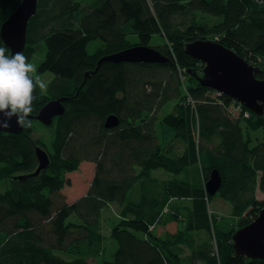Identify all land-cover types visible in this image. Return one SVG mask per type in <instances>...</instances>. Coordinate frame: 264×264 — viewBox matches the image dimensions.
<instances>
[{"label":"trees","instance_id":"1","mask_svg":"<svg viewBox=\"0 0 264 264\" xmlns=\"http://www.w3.org/2000/svg\"><path fill=\"white\" fill-rule=\"evenodd\" d=\"M19 3L0 0V25ZM154 35L164 40L156 46L168 58L166 64L102 60L133 45L152 47ZM129 36L136 37L135 43ZM26 38L23 54L31 63L38 61L43 44L37 74L52 75L47 91L37 88L34 93L30 116L49 100H67L63 115L40 126L50 132V142L32 139L38 125L23 127L17 135L0 132V182L35 171L36 145L49 158L38 176L11 180L0 192V264H264L236 256L231 242L232 234L264 208V201L255 199L256 188L264 194V140L252 145L246 134H264V112L261 117L249 113L251 118L243 123L233 121L225 110L234 115L238 103L226 95H208L210 88L189 77L186 99H194L197 108L195 142L191 127L196 122L182 99L178 77V67L186 76L189 71L194 75L191 67L201 70L184 45L203 39L258 67L256 77L264 80V70L254 63H264V1L38 0ZM0 47L9 55L1 39ZM162 70V77L155 78ZM174 97L183 102L167 124L180 147L162 148L156 115ZM111 114L119 124L107 129L104 121ZM84 162L94 164L92 181L84 196L67 203L59 193L70 186L66 175ZM197 164L202 178L190 184L177 180L175 176ZM158 169L172 179L153 178L151 172ZM213 170L221 177L216 194L231 204L233 217L239 219L229 231H213L214 244L197 242L189 234L211 233L207 206L214 196L207 195L205 201V183ZM133 188L138 195L128 199ZM184 199L189 205L181 208ZM110 205L115 208L104 216ZM180 222L185 224L182 230L177 228Z\"/></svg>","mask_w":264,"mask_h":264},{"label":"water","instance_id":"2","mask_svg":"<svg viewBox=\"0 0 264 264\" xmlns=\"http://www.w3.org/2000/svg\"><path fill=\"white\" fill-rule=\"evenodd\" d=\"M38 0H20L17 8L0 25V39L9 50V55L22 52L26 45V31L30 19L37 10ZM184 52L204 66L201 77H197L202 87H207L222 95L241 103L255 116L261 117L264 112V80L257 79L259 68L254 67L239 57L234 51L224 47L218 42L196 39L185 43ZM102 60L112 63H139V64H164L168 58L162 55L156 48L133 45L119 52L110 54ZM100 61L97 63L99 65ZM96 70V69H95ZM95 73V71L93 72ZM192 73V72H188ZM89 73H85V78ZM67 98L60 97L46 102L35 116H30L44 126L52 124L53 119L63 115ZM9 127L0 128V132L20 134L23 127L18 126L16 117L8 121ZM119 124L118 118L108 115L104 121V127L115 128ZM37 166L35 171L14 177V180H22L27 177H36L49 166V158L46 151L36 146L34 148ZM221 186V177L217 170L210 172L205 184V191L214 196ZM233 251L236 256H243L252 260L264 262V208L255 219L238 230L231 236Z\"/></svg>","mask_w":264,"mask_h":264},{"label":"rangeland","instance_id":"3","mask_svg":"<svg viewBox=\"0 0 264 264\" xmlns=\"http://www.w3.org/2000/svg\"><path fill=\"white\" fill-rule=\"evenodd\" d=\"M206 16H208V15H206ZM208 17L213 19L214 23L220 21V19L217 18V17H215V18L211 17V16H208ZM201 18H203L205 20V17L200 15L199 19H201ZM129 39L133 43H135L134 40H136V37L135 36H129ZM163 43H164V40L162 39L161 36L154 35L152 37V39H151L150 45L152 47H154V48H157L158 46H156V45H159V44L162 45ZM40 44L42 45V51L38 55V61L37 62H32V63H34L37 66V69H38V65L40 64L41 61H43V58H44L43 44L42 43H40ZM36 57H37V55L35 56V58ZM164 64H166V63H164ZM201 65H202V68H203L204 65L202 63H201ZM202 68H201V70H202ZM189 69L194 70V75H191L190 73H187L188 76H186V70L183 69V68L178 67V77H179V81H180V85H181V90H182V93H183V98L182 99L185 101V103H189V101L186 99V97L188 95L187 91L189 90V87L191 85L190 83L192 82L191 79H194L196 81V83L198 85H200L196 78L197 77H201V75H202L201 74V70L200 71H195V67H191ZM153 70H155V69H153ZM160 70L161 69H158V70H155L154 72L156 73V72H158ZM162 74H164L163 70H162L161 74L157 73L156 74L157 76H155V75H153V76H155V78H159V77H162L161 76ZM40 76L47 82V85L50 82V80L52 79V75L50 73H48V72L43 73ZM189 77L191 78L190 80H189ZM208 95H210L212 97H217L219 95V92H217L215 90H212V92H210ZM181 96H182V94H181ZM179 102H183V101L180 100V99L178 100L177 97L172 98L171 100H169L168 102H166L163 105V107L158 111V113L156 115L157 122L155 124V131H156L157 138H158L159 143L162 146V148H166L170 144H172L175 147H180V144H178L177 140H172L173 139V135H174V130H173L174 128L167 124L168 123V121H167L168 116L171 115V113L174 112V109H175L176 105L179 104ZM232 111H233L234 114H237L238 107H234L232 109ZM145 115L146 116L147 115L151 116L148 113H146ZM29 119H33V118L29 117ZM32 124L33 125H38L37 126L38 132H36L33 135H31L32 139L34 141H36L39 138H41V139H45L46 141L49 140V142H50V140H51L50 135H49L50 132L47 129H41V127H40V126H44V125L41 124L40 122H38L37 120H33ZM246 134L250 135L249 139L251 140L252 145H254L256 143V141H263L264 140V134H263L262 131L246 132ZM170 140H172V141L170 142ZM36 146H40L41 147V145H36ZM93 165L94 164H92V163L84 162V163H82L79 166L78 170L66 175V177L70 181V186H65L63 188V190L61 192H59V193L65 199H67L68 203H72L79 196L85 195L86 190L88 188V185L91 183L92 178H93V174H94V166ZM151 174H152L153 178L157 177V178L163 179V180L172 179L171 178L172 175L170 173L165 172L162 169H158L157 171H153V172H151ZM22 175H16V176L14 175V177L22 176ZM14 177H12V179H10V180L1 181L0 182V192H3L4 190H7L11 186V180H14L13 179ZM200 177L202 178V175H201V172H200L199 164H197V165H195L193 167L185 169L182 172L181 176H178L176 178L179 181L187 182V183L190 184V183H193V182L197 181V179L200 178ZM173 178H175V177H173ZM137 188H138V186H137ZM134 193H135V195L136 194L138 195L137 189L134 190V188H133L131 193H130V199H131V196H133ZM255 199L257 201H264V194L261 193L258 188H256V190H255ZM179 205H180L181 208L187 207L189 205V201L185 200V199L181 200ZM232 210H233L232 206L227 200L222 198L220 195H217V194L214 195V198L212 200H210V202L208 203V206H207V212H208V215H209V219H210V222L212 223L211 233L208 234V233L202 232V231H192V232H189V234L192 235L198 242H205V241L207 242V241L212 240V243L214 244L215 243V239H214L213 231H215L217 229H222V230H225V231H229L233 227H236L238 225L239 219L233 217ZM181 217L182 218L185 217L184 212H182V216ZM70 220L71 221L75 220V221L78 222V219L76 217H73V216L70 217ZM184 226H185V224H183V222H180L178 228L179 229H183ZM104 234L107 235L108 231L104 230ZM108 248H109V245L106 243L107 252H110V250ZM114 248H116L115 245H114ZM186 253L189 254L188 251H186ZM217 262H218V264L220 263L219 261H217Z\"/></svg>","mask_w":264,"mask_h":264},{"label":"clouds","instance_id":"4","mask_svg":"<svg viewBox=\"0 0 264 264\" xmlns=\"http://www.w3.org/2000/svg\"><path fill=\"white\" fill-rule=\"evenodd\" d=\"M47 87V82L37 74V66L22 52L8 55L0 47V128H8L12 117H16L18 126L32 127L29 117L36 98L34 93L37 88L46 92Z\"/></svg>","mask_w":264,"mask_h":264},{"label":"bare ground","instance_id":"5","mask_svg":"<svg viewBox=\"0 0 264 264\" xmlns=\"http://www.w3.org/2000/svg\"><path fill=\"white\" fill-rule=\"evenodd\" d=\"M108 55H110V54H108ZM108 55H106V56H108ZM106 56H104V57H106ZM254 63H255V65H258L259 67H261L262 70H264V63H260L259 60H258V62H254ZM84 78H85V75H84ZM187 106H188V108H190L191 115L194 118V121L196 122V128H195V125H192V127H191L192 135L194 137V141L196 142V140L198 138V128H197L198 120H197L196 101L194 99L189 98V103L187 104ZM225 111H226V113L228 115V118L233 120V121H239V122L242 121V123H243V121H246V119L248 120V119L251 118V116L249 114L245 113V112H238L237 114L231 115L228 112V110H225ZM243 126H245V122H244ZM179 176H181V175H179ZM175 177H178V176H175ZM134 190H135V188H134ZM131 191L132 190L128 191V199H130ZM207 195H209V194L206 192V194H205V201L206 202L208 201ZM113 208H115V205H110V206H108V209H104V211H103L104 216H107L108 212L113 210ZM165 210H166V208L164 209V211Z\"/></svg>","mask_w":264,"mask_h":264},{"label":"built area","instance_id":"6","mask_svg":"<svg viewBox=\"0 0 264 264\" xmlns=\"http://www.w3.org/2000/svg\"><path fill=\"white\" fill-rule=\"evenodd\" d=\"M255 1L258 3H262L264 0L263 1L262 0H255ZM219 95H221V94L219 93ZM235 107H238V112H245V113L249 114L248 110H244L242 105L237 104Z\"/></svg>","mask_w":264,"mask_h":264},{"label":"crops","instance_id":"7","mask_svg":"<svg viewBox=\"0 0 264 264\" xmlns=\"http://www.w3.org/2000/svg\"><path fill=\"white\" fill-rule=\"evenodd\" d=\"M26 42H27V40H26ZM25 48V47H24ZM24 51V50H23ZM174 113V112H173ZM172 114V113H171ZM173 140V139H172ZM172 140H170V142L172 141ZM169 142V143H170ZM170 145H172V144H170ZM94 166V165H93ZM154 171H157V170H154ZM153 172V171H152ZM152 175V174H151ZM157 178V177H156ZM158 180H161V181H165V180H163V179H159V178H157ZM167 180V179H166ZM89 186V185H88ZM88 189V188H87ZM63 190V189H62ZM260 191V190H259ZM86 192H87V190H86ZM84 196V195H83ZM80 197H82V196H79L78 198H80ZM77 198V199H78ZM77 199H75V201L77 200ZM66 201H67V199H66ZM67 203H68V201H67ZM178 226H179V224H178ZM178 226H177V228H178ZM179 229V228H178ZM180 230H182V229H180ZM225 231V230H224ZM197 241V240H196ZM198 242V241H197ZM199 264H201V263H199Z\"/></svg>","mask_w":264,"mask_h":264}]
</instances>
